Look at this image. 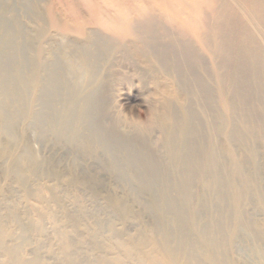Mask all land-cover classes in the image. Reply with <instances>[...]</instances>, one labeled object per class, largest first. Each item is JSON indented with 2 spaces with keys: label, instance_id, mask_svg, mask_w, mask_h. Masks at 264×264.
I'll list each match as a JSON object with an SVG mask.
<instances>
[{
  "label": "bare ground",
  "instance_id": "1",
  "mask_svg": "<svg viewBox=\"0 0 264 264\" xmlns=\"http://www.w3.org/2000/svg\"><path fill=\"white\" fill-rule=\"evenodd\" d=\"M231 3L240 9V14L219 8L220 0H57L49 6L46 15L45 11L34 12L30 17L34 27L20 25L19 34L0 18V133L16 139V120L22 116L25 129L22 152L25 157L31 155L26 135L30 130H37L41 135L49 133L56 139L100 151L101 155L112 159L113 167L119 171L126 168L116 157L119 149L123 150L130 163L142 173L139 179L130 176L126 181L131 186L137 183L150 187L155 202L159 203L147 207L157 214L158 221L154 227L157 232H147L141 237L117 238L114 235L118 232L111 225V237L104 244L105 252L98 253L93 264H240L231 255L239 238L264 239V220L256 225L249 222L247 226L244 210L234 215L221 212L216 205L209 206L213 212L210 222L204 221L202 216V203L242 205L248 204L250 198L241 189L231 194L226 192L228 197L222 193V189L232 184L237 175L244 178L245 175L243 161L232 149L229 151L236 167L235 175L225 178L221 174L215 135L222 132L225 125L228 127L225 139L233 142L235 138L245 139V136L242 130L233 133L237 105L225 95L222 99L228 116L224 118L215 112L217 99L212 94L214 88L202 72L206 68L199 50L208 53L219 80L224 77L225 60L231 68H236V57L240 56L251 64L249 79L252 85L260 81L264 83V0H231ZM222 4L225 5L224 2ZM204 5L208 14L202 18ZM82 7L89 8L88 14ZM227 24L239 27L238 39L227 37L224 31ZM48 31L75 35L80 39L82 46L77 59L67 65L56 52H51L34 65L31 61L35 56L32 58L25 52L33 51V41L44 38ZM221 54L225 57L219 61ZM123 61L132 65L133 74L139 78L147 76L149 83L152 78L153 88L148 92L158 96V103L152 110V122L160 128L159 140L170 161V169L166 172L177 176L178 184H175V179L170 180L171 175L165 170L155 168L154 160L145 153L143 146L138 148L125 141L112 122L116 111L115 101L110 95L114 90L127 88L122 83H119L122 87H115L113 78L117 73L116 67ZM208 73L213 75L209 70ZM119 75L121 81L127 79L120 72ZM127 82L131 90L132 84ZM247 84L248 80L236 79L233 73V90H242ZM195 97L200 99L197 104L192 100ZM261 106L264 112V104ZM240 107L245 109L247 105L240 102ZM204 109L209 110L210 134L206 132L205 118H200ZM131 120L137 122L136 117H131ZM241 120L245 130L250 132L252 122L245 118ZM259 124L264 129V119ZM249 152L254 156V148ZM12 153L9 147L0 144L1 155H14ZM27 170L36 171L32 166L25 167L24 172ZM17 171L20 177L23 176L22 170ZM198 184L206 187L207 191L194 197L193 188ZM253 187L260 192L258 186ZM177 193L184 196L182 207H173L171 203L170 196ZM115 205L127 218L139 219L135 211L124 207L120 201ZM46 212L55 224L60 264H86L81 259L79 245L83 243L97 249L101 245L100 239L89 232L88 236L75 240L73 236L79 234L82 223L79 216L68 229L65 225L68 218L61 220L54 210L48 208ZM230 219L233 220L231 225L226 223ZM101 226L97 223V229ZM143 230L145 232L146 227ZM11 235H17V239L8 244L5 238ZM33 244L27 227L17 224L13 230L0 222V264H50L37 248L27 253L26 248Z\"/></svg>",
  "mask_w": 264,
  "mask_h": 264
},
{
  "label": "rangeland",
  "instance_id": "2",
  "mask_svg": "<svg viewBox=\"0 0 264 264\" xmlns=\"http://www.w3.org/2000/svg\"><path fill=\"white\" fill-rule=\"evenodd\" d=\"M53 1L57 0H0V18L9 23L14 28L16 34H19L20 25L34 27L35 24L30 17H33L34 12L44 13L45 11L44 14L46 15ZM154 1L155 0H151V2ZM171 1L178 2L179 0ZM223 2L225 5L222 4ZM220 3L219 8L222 10L228 12L234 11L237 14L241 12L238 7H234L231 0H220ZM59 8L63 9V6H59ZM82 8L84 13L88 14L89 8ZM201 10V16L203 18L208 14L207 6L204 5ZM163 24L168 26L166 22H163ZM231 26L228 24L225 26L226 28L224 31L228 35L227 37L238 39L240 33L239 27H235L233 24H231ZM173 30L179 31L178 29ZM79 40L80 39L75 35H62L54 31H48L44 38L33 41L35 45L33 51H26L25 54H29L32 58L35 56L31 62L37 65V63L42 60L43 56L48 57L51 52H56L57 55L63 59L62 62L69 65L73 60L77 59L78 50L82 46V42ZM40 49L41 51H39ZM199 50L203 56V66L206 68V71L203 70L202 72H204V76L208 79L212 89L214 88L212 94L215 99H217L215 112H218V114L224 118L228 116L227 110L223 106L222 95H225L232 103L237 105L235 109L236 114L234 113V125L232 126V128L234 127L233 133L243 131V135L245 136V139L237 137L233 142L225 139V129L228 128L225 125H223L222 132L218 131V135H215L214 143L216 142L218 144H216V146L217 150H219L218 157L221 174H223L225 178H232L233 175H235L236 167L232 164L230 157L231 152L229 151L232 149L233 153L242 159V170L245 175V178L243 176L238 177L237 175L236 180L232 184L230 183V185L222 189V193L224 196L228 197L229 194L227 193L231 194L235 192L236 189H241L250 197L249 203L242 205H229L228 203L221 204L218 202L215 203V205L202 203V216L204 221L210 222L213 212L209 206L214 207L217 205L221 212H232L234 215H237L240 210H244L246 212V218H248V221L244 224L248 226L249 222H252L256 225L257 222L264 220V129H261V124H259L264 119V112L261 111V104H264V83L260 81V83L255 82L252 85L249 79L251 64H249L247 59L241 58L240 56L236 57L237 63L234 62L237 65L236 68H231L229 66L230 63H227V60H225L226 64L222 70L224 77L222 80L220 79V81L219 78L216 77V73H214L213 62L208 53L203 49ZM223 57L225 56L221 54L219 61L224 60ZM221 65L223 64L221 63ZM198 68H200V66H198ZM116 69L117 73L115 77H113L115 80V87L120 88L122 87L121 85H125L127 88L121 91L114 90L110 95L113 101H115L114 111H116V116L112 122H114L120 134H123L122 138L125 141H128L130 145L138 148L143 146L145 153L154 160L153 165L155 168L165 170L166 172L170 169V161L165 155V147L159 140L160 128L152 122V110L158 103V96L153 94L149 95L148 92L149 88H153L152 78L151 83H149V78L147 76L139 78L137 75H134L133 73L135 72L133 71V67L127 61L120 63ZM208 70L213 75L210 76ZM119 72L122 76H127L126 80L132 84L131 90L128 89V82L126 80H120ZM233 73L236 79H241V81L248 80V84L244 86L242 90H233V87L231 88ZM141 80L142 82L140 83ZM119 83L122 84L119 85ZM220 88L222 90H219ZM119 93L120 96H118ZM192 100L194 103L200 102V99L197 97ZM240 102L245 103L247 107L245 109L240 107ZM16 115H18V113ZM131 117H136L137 122L132 121ZM202 117L205 118L206 121V132L210 134L211 128L208 125V109H204L203 113L200 114V118ZM242 118L252 122H250L252 124L250 132L245 130L241 120ZM16 121V139H10L7 137V134L0 133V144L9 147L15 155L14 157V155L3 156L0 154V222L13 230H16L17 224L28 228L29 236L34 244L26 248V251H28L27 253H31L37 248L40 254L49 260L50 264H60V258L58 256L60 248L58 239L55 236V224L48 217L46 208L54 210L61 220L68 218L65 224L68 229H71L72 223L79 216L78 219L82 223L79 228L80 235L75 234L73 236L75 240L85 237L86 235L88 236L89 232L93 233L96 239H100L101 245L97 249H92L83 243L80 244L82 248L79 245L78 250L81 259L86 264H93L92 261L94 257L98 253L105 252L104 244L108 242L111 237L109 230L111 225L114 226L118 232L114 235L117 238L127 236L141 237L142 235H146L147 232L148 234L157 232L154 228L158 221L157 214L148 210L147 207L157 206L159 203L157 204L155 202L150 187L140 186L137 183L136 185L138 187L136 185L131 186V183L126 181L130 176L135 180L139 179L142 173L138 167L130 163V158L126 156L123 150L120 151L119 149L120 152L118 151L116 157L118 161L121 159L120 162L123 163L126 168L125 170L119 171L113 167L112 159L101 155L99 153L100 151L97 152L92 150V148L90 150V148L84 145H74L68 141L56 139L49 133L41 135L37 130H30L26 137L28 138L31 155L30 157H25V154L22 152L25 134L23 117L18 116ZM229 128H231V125ZM152 145L153 147H151ZM251 148H254V156L249 152ZM30 166L34 167L36 171L32 172V170H27L25 173V167ZM17 170H22L24 172L23 176L20 177ZM166 174L169 176L171 175L172 178L170 177V180L172 181L175 179V184H178L179 180L177 181V176L167 172ZM158 175L160 180V174ZM245 180L258 186L260 192H256L253 185H249ZM206 191V187L198 184L193 188L192 194L194 197H199L202 194L204 195ZM259 193H261L260 196ZM183 197L184 196L178 193L170 196L173 207H182L184 205L182 203ZM117 201H120L124 207H128L130 210L135 211L139 215V219L133 221L127 218L117 209L115 205ZM40 217H42V219L38 220ZM232 222L233 220L230 219L226 223L231 225ZM62 223L65 222L62 221ZM97 223L102 225L99 229H97ZM252 225L254 226V224ZM143 227H146L145 232H143ZM240 238L237 247L231 253L232 257L240 264H264V239L258 238V240H252L245 236H241ZM16 239L17 235H11L6 237L5 241L8 244H13Z\"/></svg>",
  "mask_w": 264,
  "mask_h": 264
}]
</instances>
